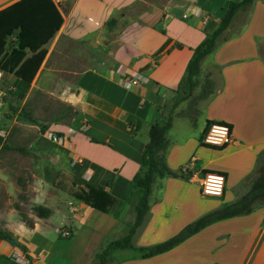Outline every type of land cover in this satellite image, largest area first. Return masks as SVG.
Returning <instances> with one entry per match:
<instances>
[{
	"label": "crops",
	"instance_id": "obj_1",
	"mask_svg": "<svg viewBox=\"0 0 264 264\" xmlns=\"http://www.w3.org/2000/svg\"><path fill=\"white\" fill-rule=\"evenodd\" d=\"M178 1L133 14L136 5L149 3L0 0V21L33 7L37 22H42L50 3L57 8L63 22L44 46L45 59L50 55L48 45L57 37L99 43L105 35L115 45L107 65L67 71L76 76V91L70 94L68 106L78 114L59 127L62 142L52 141L49 133L37 134L24 148L31 160L38 159L30 169L31 177H14L0 166V230L26 248L23 253L0 239V255L24 254L28 264H92L94 256L134 222L132 178L140 169L149 127L162 115L161 108L172 102L193 50L217 28L230 2L240 0ZM122 20H126L123 25ZM17 33L5 39L1 55L16 48ZM26 53V58L31 56ZM133 79L137 83L129 84ZM205 80L210 81L212 93L198 121L180 115L184 102L180 103L165 149L166 166L173 172L189 166L192 155L196 164L189 166L187 178L154 179L149 211L132 238L135 246H153L172 238L201 216L236 202L255 180L264 158V0H254L247 11L238 12L217 39L216 49L201 64L200 88ZM14 81L13 74L0 69V129L16 124L24 107L12 94ZM10 109L16 112L7 119ZM207 121L229 125L234 144L221 150L201 145ZM3 134L6 140L8 133ZM48 171L60 181L72 176L81 188L82 181L103 188L116 202L108 213L99 212L69 194L64 184L62 188L53 184ZM205 171L225 175L221 197L200 192L197 180ZM34 206L49 209L50 216L37 217ZM64 228L70 237L60 235ZM131 255L127 250L114 252L113 258L120 257L114 264H264V200L255 202L249 214L213 223L153 258Z\"/></svg>",
	"mask_w": 264,
	"mask_h": 264
},
{
	"label": "trees",
	"instance_id": "obj_2",
	"mask_svg": "<svg viewBox=\"0 0 264 264\" xmlns=\"http://www.w3.org/2000/svg\"><path fill=\"white\" fill-rule=\"evenodd\" d=\"M253 2L254 0L230 2L228 8L218 20L217 28L211 33H206L202 42L193 50L185 68L184 75L175 91L176 95L171 103L161 108L162 115L149 127L148 142L144 145L142 150L141 166L132 178L135 191L131 194L130 201H134V222L127 226L126 232L122 237L111 241L104 249L97 253L94 256L92 264H114L113 253L119 250L131 252V257L133 259L145 260L153 258L171 250L187 238L213 223L249 214L252 212L255 202L264 200V158H262V161L260 160L258 163L255 180L250 189L236 202L224 204L220 209L201 216L184 227L178 234L162 243L148 247H138L132 243V238L136 230L141 226L149 211L148 198L154 179L156 177L183 178L184 176L187 178L188 171L183 172L181 169L179 173L173 172L165 163V149L168 144L167 133L172 126L174 110L180 103L187 101L193 95L194 89L198 85L197 77L200 73L201 64L204 59L216 49L217 39L226 31L236 14L240 11H247L252 6ZM49 8L50 10L47 18L46 14L42 15V22H40V20L37 22L38 16L33 7L22 11L9 21H0V55L2 51H4L5 39L10 36L13 31H18L16 48H13L8 55L3 53V55L0 56V69L14 75L15 81L13 82V87L15 91L12 94L20 101L25 99L45 59L47 50L44 46L58 32L63 22L61 14L52 3L49 4ZM112 21L113 20L108 23V27ZM26 50L31 53V56L28 58H26ZM205 89L208 90L209 95L212 93V86L209 80H205L201 85V90ZM10 112L15 114L16 111L10 109ZM61 112L63 114H69V121L78 114L77 110L71 106L63 107ZM6 116L7 119H12L11 116L13 115ZM21 117L31 121V116L24 107L17 114L16 121L20 120ZM213 123L215 122L207 121L204 132ZM129 126L132 128L134 127L132 123H130ZM46 131V128H41L39 134L44 135ZM55 136L61 137L62 134L57 133ZM206 147L218 150L222 149L221 147ZM1 149L17 151L25 156L28 155V152L23 147L13 148L2 145ZM16 184L21 189L24 188L22 182L17 181ZM82 184L83 188H81L79 193L74 195V197L99 212L108 213L111 206L116 202V199L104 191L103 188L89 185L84 181H82ZM16 209L18 208L16 207ZM33 211L39 218H48L51 214L49 209L42 206H34ZM22 217L24 218V216ZM11 238H13L11 234L0 230V239L9 241ZM14 246L19 247L21 252H26V248L22 247L17 241L14 242ZM0 264L15 263L12 262L9 256L0 255Z\"/></svg>",
	"mask_w": 264,
	"mask_h": 264
},
{
	"label": "rangeland",
	"instance_id": "obj_3",
	"mask_svg": "<svg viewBox=\"0 0 264 264\" xmlns=\"http://www.w3.org/2000/svg\"><path fill=\"white\" fill-rule=\"evenodd\" d=\"M136 5L133 14L145 10L148 6H161L163 4H177L178 0H145ZM126 20H122L120 24ZM87 42H73L63 37H57L48 45L50 55L41 65V70L36 74L31 87L23 101L24 108L31 116V121L20 118L16 124H9L7 128L0 129V166H5L6 171L14 177H31L30 169L38 159H30L17 151H8L1 149V144L9 147L26 148L31 139L39 134L41 128H46V133L56 135L59 133L61 125L69 124V114L61 112L63 107L68 106L70 94L76 91V76L69 75L67 71H80L90 66L100 67L107 65L111 54L114 52L115 45L112 43L113 38L101 36ZM209 92L207 89L201 90L198 85L193 95L181 105L180 115L189 117L193 122L198 121L200 114L207 103ZM19 106L17 107V109ZM9 116L11 112L7 113ZM183 121V120H180ZM8 133L6 140L5 134ZM191 133H194L192 130ZM47 178L53 180V184L64 188L71 195L79 193L80 184L72 176L65 177L64 181L57 179L55 173L47 172ZM72 187V184H74ZM25 192L28 191L26 187ZM52 233L48 235L51 238ZM110 243V242H109ZM108 245V244H107ZM106 245V246H107ZM105 246V247H106ZM104 247V248H105ZM103 248V249H104ZM120 260V257L114 258V261Z\"/></svg>",
	"mask_w": 264,
	"mask_h": 264
},
{
	"label": "built area",
	"instance_id": "obj_4",
	"mask_svg": "<svg viewBox=\"0 0 264 264\" xmlns=\"http://www.w3.org/2000/svg\"><path fill=\"white\" fill-rule=\"evenodd\" d=\"M129 84H136L137 80H128ZM214 127L218 129H226V135L221 136L218 131H214ZM52 141L54 142H62V138L51 135ZM235 139L232 135V131L229 125L223 123V122H215L211 124L208 129L202 134L200 139V144L203 146H209V147H217V148H224L227 145L234 144ZM197 158L195 155H192L189 158L188 165L194 166L196 164ZM189 166H186L182 169L183 172H187L189 169ZM219 179L220 183L217 185L215 183V180ZM197 183L199 185L200 192L203 195L206 196H213V197H221L225 190V184H226V177L220 173V172H202L201 178L197 180ZM60 235H63L64 237H70L71 233L67 228H64L60 231ZM11 260L15 264H28V259L24 256V254L21 255H12Z\"/></svg>",
	"mask_w": 264,
	"mask_h": 264
},
{
	"label": "clouds",
	"instance_id": "obj_5",
	"mask_svg": "<svg viewBox=\"0 0 264 264\" xmlns=\"http://www.w3.org/2000/svg\"><path fill=\"white\" fill-rule=\"evenodd\" d=\"M214 131H218L219 134H220L221 136L226 135V132H227L226 129H218V128H215V127H214ZM215 183H216L217 185H219L220 180H219V179H216V180H215Z\"/></svg>",
	"mask_w": 264,
	"mask_h": 264
},
{
	"label": "water",
	"instance_id": "obj_6",
	"mask_svg": "<svg viewBox=\"0 0 264 264\" xmlns=\"http://www.w3.org/2000/svg\"><path fill=\"white\" fill-rule=\"evenodd\" d=\"M14 238H11L10 240H9V243L11 244V245H13L14 244Z\"/></svg>",
	"mask_w": 264,
	"mask_h": 264
}]
</instances>
